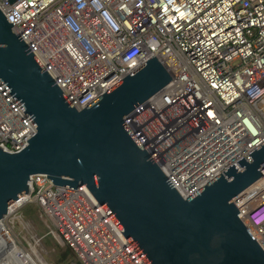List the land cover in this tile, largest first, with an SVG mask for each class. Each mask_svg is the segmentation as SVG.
<instances>
[{
    "label": "built area",
    "instance_id": "2783aa9c",
    "mask_svg": "<svg viewBox=\"0 0 264 264\" xmlns=\"http://www.w3.org/2000/svg\"><path fill=\"white\" fill-rule=\"evenodd\" d=\"M0 10L78 109L159 58L173 80L126 123L183 197L264 143V0H0ZM35 131L0 81V148L18 152ZM261 171L236 203L264 248ZM29 185L0 231L12 238L6 221L35 203L81 263L146 264L85 184L36 173ZM1 238L14 264H40L37 249Z\"/></svg>",
    "mask_w": 264,
    "mask_h": 264
},
{
    "label": "water",
    "instance_id": "95a60500",
    "mask_svg": "<svg viewBox=\"0 0 264 264\" xmlns=\"http://www.w3.org/2000/svg\"><path fill=\"white\" fill-rule=\"evenodd\" d=\"M171 80L151 56L78 109L0 10V81L36 126L22 150L0 148V221L45 173L56 185L85 184L146 264H264L236 203L263 175L264 143L185 198L126 123Z\"/></svg>",
    "mask_w": 264,
    "mask_h": 264
},
{
    "label": "rangeland",
    "instance_id": "374dc122",
    "mask_svg": "<svg viewBox=\"0 0 264 264\" xmlns=\"http://www.w3.org/2000/svg\"><path fill=\"white\" fill-rule=\"evenodd\" d=\"M5 224L17 243L37 249L40 264H77L79 261L77 254L70 250L61 234L53 229L37 204L25 205L16 217L9 218Z\"/></svg>",
    "mask_w": 264,
    "mask_h": 264
},
{
    "label": "bare ground",
    "instance_id": "6f19581e",
    "mask_svg": "<svg viewBox=\"0 0 264 264\" xmlns=\"http://www.w3.org/2000/svg\"><path fill=\"white\" fill-rule=\"evenodd\" d=\"M0 234L2 236L1 240H2L3 244H5V243H8L10 245L12 244V238L10 236H8V234H6V231H3V229H1ZM0 254H2V255H0V264H14L13 263L14 260L12 259V258H14L13 255L7 256L6 254H4L2 249H0Z\"/></svg>",
    "mask_w": 264,
    "mask_h": 264
},
{
    "label": "trees",
    "instance_id": "16d2710c",
    "mask_svg": "<svg viewBox=\"0 0 264 264\" xmlns=\"http://www.w3.org/2000/svg\"><path fill=\"white\" fill-rule=\"evenodd\" d=\"M68 247H69L70 250L73 251V253H74V250H73L70 246H68ZM77 264H83V263H81L80 261H78Z\"/></svg>",
    "mask_w": 264,
    "mask_h": 264
}]
</instances>
